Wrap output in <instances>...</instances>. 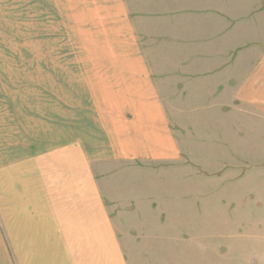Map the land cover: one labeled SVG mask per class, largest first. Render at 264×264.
Instances as JSON below:
<instances>
[{
    "label": "crops",
    "instance_id": "0c3cea01",
    "mask_svg": "<svg viewBox=\"0 0 264 264\" xmlns=\"http://www.w3.org/2000/svg\"><path fill=\"white\" fill-rule=\"evenodd\" d=\"M262 1L87 0L118 60L91 73L97 116L69 141L36 154L3 145L8 262L123 264L98 168L189 160L192 143L221 127L214 119L226 111L264 120Z\"/></svg>",
    "mask_w": 264,
    "mask_h": 264
},
{
    "label": "rangeland",
    "instance_id": "374dc122",
    "mask_svg": "<svg viewBox=\"0 0 264 264\" xmlns=\"http://www.w3.org/2000/svg\"><path fill=\"white\" fill-rule=\"evenodd\" d=\"M86 3L0 0V159L11 143L52 151L97 116L91 73L119 50ZM230 112L180 164L98 168L123 264H264V120ZM6 243L0 215V264H17Z\"/></svg>",
    "mask_w": 264,
    "mask_h": 264
}]
</instances>
